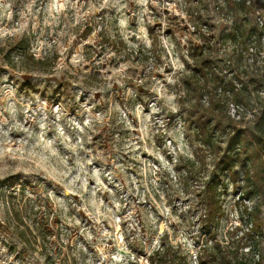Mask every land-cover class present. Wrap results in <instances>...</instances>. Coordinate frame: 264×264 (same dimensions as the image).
Listing matches in <instances>:
<instances>
[{
    "label": "rangeland",
    "instance_id": "1",
    "mask_svg": "<svg viewBox=\"0 0 264 264\" xmlns=\"http://www.w3.org/2000/svg\"><path fill=\"white\" fill-rule=\"evenodd\" d=\"M253 2L0 0V264H217L229 245L247 252L231 231L251 232L239 213L247 204L264 232V180L244 200L225 163L238 150L231 104L248 122L264 97V39L242 52L246 30L264 20V0ZM203 24L211 57L233 70L224 81L244 83L237 102L220 103L208 86L198 101L190 50L205 42ZM210 121L223 123L212 142L200 127ZM216 177L224 214L209 224L205 191ZM251 245L264 254V239Z\"/></svg>",
    "mask_w": 264,
    "mask_h": 264
},
{
    "label": "trees",
    "instance_id": "2",
    "mask_svg": "<svg viewBox=\"0 0 264 264\" xmlns=\"http://www.w3.org/2000/svg\"><path fill=\"white\" fill-rule=\"evenodd\" d=\"M192 19L195 22H198V24H202L201 17H192ZM194 26L195 29H197V24H194ZM240 27L241 24H237L232 28V36L235 39L237 37H241L243 27ZM211 28H213V26ZM246 31L248 36L244 38V42L245 44L248 42V45L247 48L242 50V52L249 51V48L253 44L255 47H257V44L261 45L262 41L261 32H258L257 27L256 29L249 27ZM200 36L204 37L205 42L201 46L196 47H194L191 43L192 48L190 50L191 58L195 63V68L191 71V77L197 82V84L201 85L198 86L200 96L198 101L203 99V92L208 89V86L209 89H213L216 93L220 91L219 94L217 93L218 96H221L219 99L220 103H224L225 101L226 103L237 102L240 96L234 91L239 88V83L241 86L244 85V83L239 80V74L235 76L233 75V77L230 78V81L226 83L224 81V73H233V70L229 67L230 71H227L224 68V63L211 57V53L208 50L214 46V36L207 37L206 34H202ZM102 41L103 43L107 42L109 47L116 51H122L126 48V44L123 40L115 38L111 39L109 37L106 38V36L103 35ZM31 59L34 63L40 65L41 69L48 68L49 58L44 57L35 60V58L31 56ZM226 66H228V64H226ZM261 71L262 68H257L256 74ZM201 81L203 83H201ZM258 93H260L259 90ZM257 98L256 112H254L253 117L249 119L248 122H245V116H240L236 119L227 115V118L229 119L228 127L231 130L229 131V134H227L230 136V148H232V150H238L233 153V160H229L225 163V168L231 172L230 178L233 180L232 183L235 186V189L240 188V196H242V199L244 200H250L253 195L260 193L262 190V181L264 180V97L259 96L258 94ZM209 105H211L213 109H216L217 107L212 105L211 100H209ZM212 123L213 122L210 121L208 125L205 123L200 124L201 131L206 135V137H208L209 142L215 140L214 130L217 131L219 126L223 125V123ZM232 150H229L230 153ZM251 167L256 169L255 174H251ZM225 168L223 170H225ZM218 181V177L213 179L211 183L207 185L205 191V205L207 207V212L204 214V218L201 219L209 224L220 220L224 214V210L222 209L219 200L211 192L213 191L211 188L214 186L216 187V182ZM239 213L240 219L249 223L252 230H250L251 232L249 233L244 232L242 231V227L238 225L232 229L230 237L231 240H234L238 245H241V249H247V252L239 254V248L235 251L230 250V241H228L227 245L229 246L225 248L224 256L220 259V263L217 264H264L262 250H253L254 246L251 245V240L258 242V240L260 241L264 239L263 229H259L258 227V215H256V208H250L247 204H243V206L240 207ZM11 214L13 215V219L16 221L17 228H20L22 222L20 212L13 207ZM254 231L256 234H254ZM16 236L23 242L27 241L25 231L19 232ZM204 248L212 249L213 246L205 245ZM156 253L160 255L162 251L157 250ZM256 254H259L260 256L258 259L256 258ZM247 255H250L251 258H248ZM151 264H155L154 260L151 261ZM208 264H214V260L212 263Z\"/></svg>",
    "mask_w": 264,
    "mask_h": 264
},
{
    "label": "built area",
    "instance_id": "3",
    "mask_svg": "<svg viewBox=\"0 0 264 264\" xmlns=\"http://www.w3.org/2000/svg\"><path fill=\"white\" fill-rule=\"evenodd\" d=\"M235 2H237V3H242V5H244V6H248V7H253V5H254V2H253V0H234ZM260 11V9L259 8H257V13ZM257 21H258V23H257V25L259 26V27H261L262 29H261V36H262V39H264V20H263V18L261 17V16H257ZM193 31H194V33H196L197 32V29H195V26L193 25ZM201 32L203 33V34H207V32L208 33H210V30L208 29V26H207V24H203L202 26H201ZM201 34V33H200ZM239 105H234V104H231V106H230V111H229V113H230V115L233 117V118H236V119H238L239 117H240V113H239ZM254 114V113H253ZM253 114H251V118L253 117ZM264 256V254H263V252H262V257ZM260 256H259V254H256V258L258 259ZM264 258V257H263ZM140 262H141V264H150L149 263V261H148V259L147 258H145L144 256H141V258H140Z\"/></svg>",
    "mask_w": 264,
    "mask_h": 264
}]
</instances>
